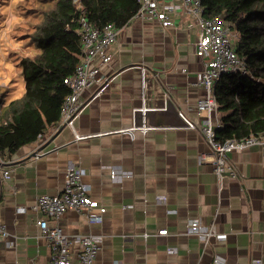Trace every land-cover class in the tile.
I'll return each instance as SVG.
<instances>
[{
  "label": "crops",
  "instance_id": "crops-1",
  "mask_svg": "<svg viewBox=\"0 0 264 264\" xmlns=\"http://www.w3.org/2000/svg\"><path fill=\"white\" fill-rule=\"evenodd\" d=\"M188 20L195 24L187 27ZM197 34L184 12L168 28L131 19L109 47L104 85L83 93L71 124L0 153L11 169L8 179L0 175V222L8 232L0 237V264H50L51 244L35 223L45 214L34 204L40 193L61 192L71 162L85 169L88 193L105 210L91 209L100 222L68 209L49 223L99 235L95 264H264V145L229 152L234 175L225 173L217 196L211 149L177 114L195 122L204 115L195 110L205 95L197 85ZM133 124L138 128L129 131ZM109 167L131 175L112 181ZM192 217L225 238L204 243L186 234ZM161 228L167 234H157Z\"/></svg>",
  "mask_w": 264,
  "mask_h": 264
},
{
  "label": "built area",
  "instance_id": "built-area-1",
  "mask_svg": "<svg viewBox=\"0 0 264 264\" xmlns=\"http://www.w3.org/2000/svg\"><path fill=\"white\" fill-rule=\"evenodd\" d=\"M76 10L80 9V0H73ZM179 12L186 13L196 21L198 27L195 54L200 63L197 85L202 86L205 95L195 103L197 114H204L202 119L195 122L182 110L178 116L186 127L196 128L209 145L219 196L222 179L225 173L234 175L228 154L235 149H244L254 145H264V130L258 134H251L241 138L220 140L216 129L221 126L218 118V104L214 96V84L225 72L246 71L245 64L235 52V40L238 34L223 22L220 15L205 16L200 0H138V8L131 19L157 22L161 28L173 25L174 16ZM78 32L80 34L81 56L74 71L65 77L63 82L70 91L65 97L61 109L60 119L56 126L71 124L83 107L82 95L92 87H102L106 80L101 68L111 59L109 47L118 39L120 29L113 23H107L101 28L95 27L84 16L78 18ZM191 20L187 27H192ZM136 111V110H135ZM138 128L134 124L129 131ZM202 160L203 157L200 156ZM6 160L0 155V175L8 179L11 169L2 166ZM6 164V163H5ZM85 169L75 163H70L64 173V184L61 192L56 194L40 193L37 195L34 209L45 215L37 217L36 226L51 244L53 254L50 264H95V258L100 249V236L96 234L65 233L56 224H50L49 219H59L68 209H73L83 215L89 222H100V214L92 213V208H98L102 213L105 208L89 195V184L83 180ZM131 175V172L109 167L112 181H120ZM164 199V198H163ZM160 198V200H163ZM186 234L196 235L204 243L210 238H225L224 234H217L213 225H203L199 218H189L185 228ZM157 234H167L166 228L158 229ZM8 232L0 222V237H6ZM145 237L148 235L144 234ZM126 239L134 238V234L125 235ZM73 245L79 249L75 254L70 252ZM168 252H175V248L168 247ZM215 262H220L215 259ZM145 264V263H137Z\"/></svg>",
  "mask_w": 264,
  "mask_h": 264
},
{
  "label": "trees",
  "instance_id": "trees-1",
  "mask_svg": "<svg viewBox=\"0 0 264 264\" xmlns=\"http://www.w3.org/2000/svg\"><path fill=\"white\" fill-rule=\"evenodd\" d=\"M53 6L31 34L37 51L19 61L24 90L4 102L0 95V153L32 143L60 119L69 93L64 78L73 73L81 56L78 18L95 27L127 24L138 0H52ZM205 16L220 15L238 34L235 52L246 71L225 72L214 84L220 112V140L241 138L264 130V0H200Z\"/></svg>",
  "mask_w": 264,
  "mask_h": 264
},
{
  "label": "rangeland",
  "instance_id": "rangeland-1",
  "mask_svg": "<svg viewBox=\"0 0 264 264\" xmlns=\"http://www.w3.org/2000/svg\"><path fill=\"white\" fill-rule=\"evenodd\" d=\"M53 4L52 0H0V95L5 103L24 90L19 61L37 51L31 34Z\"/></svg>",
  "mask_w": 264,
  "mask_h": 264
},
{
  "label": "water",
  "instance_id": "water-1",
  "mask_svg": "<svg viewBox=\"0 0 264 264\" xmlns=\"http://www.w3.org/2000/svg\"><path fill=\"white\" fill-rule=\"evenodd\" d=\"M63 127H64V125L62 124V125L57 129V131L61 130ZM43 147H44V145L41 146V147H39V148H37V150L33 151L32 155H35L36 153H38Z\"/></svg>",
  "mask_w": 264,
  "mask_h": 264
}]
</instances>
